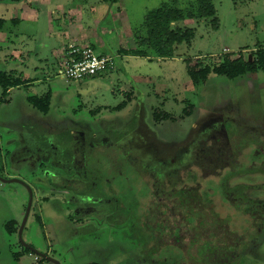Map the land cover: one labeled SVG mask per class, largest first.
Returning <instances> with one entry per match:
<instances>
[{"label":"rangeland","instance_id":"obj_1","mask_svg":"<svg viewBox=\"0 0 264 264\" xmlns=\"http://www.w3.org/2000/svg\"><path fill=\"white\" fill-rule=\"evenodd\" d=\"M65 1L71 9L83 6L84 25L93 17L87 10L89 4L99 2ZM100 1L105 2L109 13L97 18L100 25L98 31L96 26L95 29L99 39L94 42V49L100 55L114 57L119 69L82 81L67 82L59 75V64L64 51L56 53L53 50V45L59 42L56 37L53 40H44L42 34L46 32V25L42 24V19L37 27L35 20H25L23 16L19 17L21 12L14 13L15 20L20 19L17 25L9 19L13 15V11L9 10L11 1L0 0V19H9L5 30L10 32L9 36H13L16 47L21 48L24 56L12 57L10 51L1 50L3 44L0 43V71L18 70L19 75L29 81L28 86L12 91L5 103L0 105V119L7 121L15 118L14 114L21 117L34 114L54 124L52 134L49 132V135H57L60 141V137H67L64 132H83L84 135L99 138L96 146L111 144L108 152H111L112 156L101 152L103 161L99 172L103 169L101 177L109 178L113 182L112 186L120 191L116 197L118 202L111 204V210L118 212L119 217L116 224H111L118 232V235L111 237L117 246L104 245V239L96 241L99 246L95 247L86 242L83 244V240L89 237L104 238V234L109 233L103 223L89 224L86 227L72 225L64 219V215L59 217L54 212L49 213V217L53 219L38 220L40 208L37 202L33 205L24 241L32 244L39 253L48 255L53 262L60 264H142V256L137 255L140 252H135V249L130 252V249L135 247L136 251L142 250L143 258L148 263L152 261L155 264H174L177 259H187L186 263L192 261L196 264L201 261L206 264H217V261H220V264H264V243L256 252V256H253L255 252H247L243 248L241 252L244 256L235 257L229 255L226 246L217 239L219 235H209L202 239L200 233L196 234L194 240L200 244V251L195 257L188 256L186 251L182 253V246L186 247V242L182 239L179 244L172 243V240L165 241L160 246H152L153 249L148 250V241L141 234V229L138 227L134 232L132 228L135 222L133 219L142 213L144 201L153 193V177H158L157 180L163 181L164 184H169L171 178L175 177H172L173 173L170 171L172 167L162 165L159 160L150 161L147 158L139 162L137 156L143 154V150L139 147L135 150L126 142L129 136L135 133L136 128L146 132V127L154 132L152 137H156L162 146L172 147L187 142L205 112H226L236 121L242 120L239 115L243 112L252 117L257 127H264V71L248 73L234 80L212 73L207 83L200 86L193 84L188 72L189 65L200 70L206 67L215 68L226 60L242 59L252 63L250 56L254 54L257 58L256 51L264 48V0H212L218 29H213L212 18L198 21L186 19L185 22L177 23L176 27L181 29H193L194 38L177 45L175 58L170 59L124 57L118 55V50L135 45L136 33L146 34L144 20L150 12L168 6L189 18V15L196 11L197 0ZM95 16H98V12ZM176 27L173 29L176 30ZM33 37L38 40L37 49L31 42ZM40 39L44 42L41 43ZM49 90L52 92V101L50 110L45 115L35 110L27 98L31 95L41 97ZM165 115H170L172 119L165 120ZM40 119L37 120L40 122ZM206 131L209 132L208 128ZM44 133L46 131L43 128L37 129L36 135L40 138ZM255 148L249 147L242 157V164L246 168L254 162L259 165V158L264 156V152L254 156ZM262 148L264 149V146ZM188 152L187 150L183 156H187ZM165 153L166 150H162L158 155ZM95 158L93 156L92 160ZM223 177L201 178L202 188L210 198L212 195L217 196V210L223 217L231 216L233 230L255 233L256 225L254 226L252 216L245 218L240 213V202L234 205L224 203ZM241 182L254 184L253 190L248 192L250 200L264 201V175L246 176L229 181L227 185L231 188ZM256 184H260L258 190L255 189ZM9 187L16 191V196L12 195V203L21 213L27 205V192L17 184ZM211 189L213 191H208ZM7 197L10 198L8 191ZM259 213L264 216V210H259ZM185 219L187 227L192 230L194 219ZM3 233L4 229L0 223V240L4 236ZM177 236L178 234L174 233V237ZM263 237L264 235L260 237V242H264ZM18 256L21 257L19 264H52L42 257L36 260L35 253L29 255V252L24 251L19 252ZM0 264L18 263L10 252L0 246Z\"/></svg>","mask_w":264,"mask_h":264},{"label":"flooded vegetation","instance_id":"obj_2","mask_svg":"<svg viewBox=\"0 0 264 264\" xmlns=\"http://www.w3.org/2000/svg\"><path fill=\"white\" fill-rule=\"evenodd\" d=\"M10 1L9 10L13 11V15L18 13L14 6L27 5L29 10L35 7L32 0ZM198 6L197 2L196 10ZM9 19H0L3 21L2 29H0V43L3 44L1 50L10 51L11 56L16 58L14 52L17 51L20 54L22 50L19 46L13 48L12 44L15 40L13 36H9L10 32L5 30ZM11 21L17 23L15 19H11ZM177 23L179 22L173 23V28L177 26ZM175 29L181 28L176 27ZM187 29L194 33L193 29L187 27L182 30ZM92 47L94 48V46ZM137 48L135 42L133 50ZM257 52L258 50L256 55ZM118 55L126 56L120 52ZM17 57L23 58L22 56ZM144 58L162 59L154 56ZM255 60L253 54L252 62ZM1 73L6 74L9 79H18L23 84L10 87L7 91L0 85V105L5 103L12 91L28 86L29 83L28 80L23 79V75H19L18 70L0 71ZM47 94L51 95L52 101L50 90L41 97L31 95L27 101L33 97L43 98ZM34 109L42 113L37 108L34 107ZM48 112L42 114L47 115ZM189 114L191 115L192 112ZM240 114L242 120L236 121L226 112H205V116L199 120L198 126L194 127L189 140L172 147L162 146L156 137H152L154 132H151L148 127L145 128L146 132L141 128H136L135 133L126 140L133 149L136 150L139 147L143 150V154L140 153V156H137L139 162L147 160V158L150 161L159 160L162 165L166 164L172 167L170 171L173 173L172 177H175L171 178L169 184H164L163 181L157 180L158 177L151 176L155 179L153 193L150 198L144 201L142 213L133 219L135 222L132 224V228L134 232L138 227L141 229V234L148 241V250H152V246H160L165 241L172 240V243L179 244L182 239L186 242V247L182 246V253L186 251L188 256L195 257L200 251V244L194 240V237L200 233L202 239L209 235L214 237L219 235L217 239L225 242L224 245L228 246L229 255L244 256L241 252L244 248L247 252L250 250L255 252L253 256H256V252L264 243L259 241L260 237L262 238L264 235V216L259 213V210L262 212L264 210V201L260 199L257 202L248 198V192L254 188L253 183L241 182L231 188L227 184L229 181L242 179L246 176L264 175V156L262 158L259 156V165L254 162L246 168L242 164V157L249 147H256L253 152L254 156L264 152L262 148L264 146V127H257L251 116H247L243 112ZM14 115H16L15 118L12 117L7 121L0 119V188H2L0 191V223L4 229L0 246L10 252L18 264L21 258H18L19 252L24 251L29 252V255L35 253L36 260L42 257L52 264H60L56 261L53 262L48 255L41 253L38 255L33 245L24 241V234L31 218L33 205L36 202L40 208L38 220L53 219L49 217V213L54 212L59 217L64 215V219L72 225L86 227L89 224L101 225L103 223L106 232L109 233L107 235L105 233L104 238L89 237L83 240V244L88 243L95 247L99 246L96 241L104 239L106 240L104 245L117 246L114 244V238L111 237L118 235V232L111 227V224H116L119 217L118 212L111 210V204L118 202L116 197L120 191L112 186L113 182L109 178L101 177L103 169L99 172L103 161L101 152L104 151L107 156H112L111 152H108L111 144L96 146V141L99 138L84 135L83 132L72 134L64 132L67 137H60L62 138L60 141L57 135H51L53 137L49 135V132L52 134V129L55 127L52 122H48L46 119L42 120L34 114L24 115L25 117ZM37 119H40V122ZM169 119L172 117L165 115V120ZM238 123L241 124L238 125ZM42 128L46 133L38 138L37 129ZM207 128L209 132L206 131ZM246 141L247 144H245ZM184 149V153L189 151L185 157L183 156ZM162 150H166V153L159 156L158 153ZM93 156L96 157L95 160H92ZM211 177L216 179L223 177L224 203L234 205L240 202L242 210L240 213L245 218L252 216L254 226L256 225L255 233H248L247 230L243 232L233 230L231 216L223 217L219 213L215 203L217 196L212 195L210 198L201 185V178ZM13 184L22 186L28 195L27 205L21 213L12 203L16 191L9 186ZM259 188L260 184H256L255 189ZM7 191L10 193V198L7 197ZM187 217L194 219L195 226L192 230L187 227L188 223L185 219ZM174 233L178 236L174 237ZM132 249H135V252H140L136 254L142 256V264H155L152 261L148 263L143 258L142 250L136 251L135 247L131 248L130 252L133 251ZM136 254L135 256H137ZM186 261L187 259L184 261L177 259L174 264H196L192 261L186 263ZM202 263L203 261L197 264ZM160 264L164 263L160 262Z\"/></svg>","mask_w":264,"mask_h":264},{"label":"trees","instance_id":"obj_3","mask_svg":"<svg viewBox=\"0 0 264 264\" xmlns=\"http://www.w3.org/2000/svg\"><path fill=\"white\" fill-rule=\"evenodd\" d=\"M198 9L185 18L181 12L175 9H170L168 6H163L158 10L150 12L144 20L145 35L135 34V41L137 49L129 51H121L120 54L126 56L150 57L154 56L162 59L174 58L176 46L182 45L192 41L194 33L192 30L173 29V23L180 22L186 19H213V29H218V20L216 18V11L212 0H197ZM3 21L0 20V29H2ZM258 70L264 71V48H260L257 52V58L250 63L248 60H226L221 65L210 68L206 67L198 69L195 67H188L189 76L194 85H203L209 75L214 73L216 75H224L229 79H236L247 73H253ZM23 83L18 79H9L6 74H0V85L7 91L10 87L20 86ZM29 103L42 113L49 111L51 95L47 94L43 98L33 97L29 98ZM208 167V166H207ZM209 168V167H208ZM195 224L193 223V227ZM222 243V242H221ZM225 243V242H224ZM224 243H222L224 245ZM228 246H226V249ZM217 261V264H220ZM96 264V263H91ZM202 264H206L203 261Z\"/></svg>","mask_w":264,"mask_h":264},{"label":"crops","instance_id":"obj_4","mask_svg":"<svg viewBox=\"0 0 264 264\" xmlns=\"http://www.w3.org/2000/svg\"><path fill=\"white\" fill-rule=\"evenodd\" d=\"M35 7L29 10L25 5L14 6L17 8L16 12H21L19 17L23 16L25 20H35V23L40 24L42 19V24L46 25V32L42 34L45 41L48 39L53 40L54 37L58 39L53 46V50L56 53L65 52L70 41L73 38H78L82 44H90L95 46L94 42L99 39L97 35L98 26L100 25L99 16H107L109 13L108 7L105 2L99 0L98 3H87L89 8L87 9L90 13L92 20L88 24H83V6H78L77 8H70L65 0H32ZM86 4V5H87ZM98 12V16L95 14ZM15 14L11 19H15ZM84 17V16H83ZM17 19V18H16ZM19 18L17 21L19 22ZM97 28V31L95 29ZM60 27V28H59ZM37 36V35H36ZM35 37L31 39L37 49V43ZM100 41V40H99ZM40 42L44 41L40 39ZM13 48L17 46L14 42ZM100 45L102 46L101 42ZM43 46V45H42ZM135 45L132 47L127 46L121 47L118 52L133 50ZM16 57L23 56L22 53L18 54L17 51L14 52ZM25 55V54H24Z\"/></svg>","mask_w":264,"mask_h":264},{"label":"built area","instance_id":"obj_5","mask_svg":"<svg viewBox=\"0 0 264 264\" xmlns=\"http://www.w3.org/2000/svg\"><path fill=\"white\" fill-rule=\"evenodd\" d=\"M59 75L67 82L82 81L118 69L114 57L100 55L89 44L73 38L59 64Z\"/></svg>","mask_w":264,"mask_h":264},{"label":"water","instance_id":"obj_6","mask_svg":"<svg viewBox=\"0 0 264 264\" xmlns=\"http://www.w3.org/2000/svg\"><path fill=\"white\" fill-rule=\"evenodd\" d=\"M250 60L252 61V56H250ZM20 183H23V182H20ZM36 253L39 255V252L38 251Z\"/></svg>","mask_w":264,"mask_h":264}]
</instances>
